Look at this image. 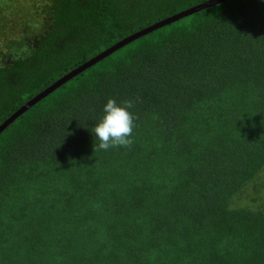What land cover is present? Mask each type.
I'll list each match as a JSON object with an SVG mask.
<instances>
[{
  "label": "trees",
  "instance_id": "1",
  "mask_svg": "<svg viewBox=\"0 0 264 264\" xmlns=\"http://www.w3.org/2000/svg\"><path fill=\"white\" fill-rule=\"evenodd\" d=\"M204 1L0 0V124ZM110 98L134 143L94 151ZM0 264H264V0L154 29L1 131Z\"/></svg>",
  "mask_w": 264,
  "mask_h": 264
},
{
  "label": "clouds",
  "instance_id": "2",
  "mask_svg": "<svg viewBox=\"0 0 264 264\" xmlns=\"http://www.w3.org/2000/svg\"><path fill=\"white\" fill-rule=\"evenodd\" d=\"M133 106V100H125L121 103L111 98L107 100L103 108L104 115L93 129L94 151L130 148L133 145V132L137 126L135 123L137 117L129 111Z\"/></svg>",
  "mask_w": 264,
  "mask_h": 264
},
{
  "label": "water",
  "instance_id": "3",
  "mask_svg": "<svg viewBox=\"0 0 264 264\" xmlns=\"http://www.w3.org/2000/svg\"><path fill=\"white\" fill-rule=\"evenodd\" d=\"M222 1H224V0H207V1H204L200 4L194 5L192 7L185 9V10H182V11H179V12L173 14V15H170L164 19H161V20H159V21H157V22H155V23H153L147 27H144V28L140 29L139 31H136L130 35H127L123 39L115 42L114 44H112L108 48L104 49L100 53L96 54L95 56L91 57L90 59H88L85 62H83L82 64H80L79 66L70 70L69 72H67L66 74H64L63 76H61L57 80H55L48 87H46L45 89H43L42 91L37 93L35 96H33L31 99H29L25 104H23L21 107H19L16 111H14L7 119H5L0 124V133L11 122H13L19 115H21L25 110H27L29 107H31L32 105L37 103L40 99L47 96L50 92H52L56 88L60 87L65 82H67L68 80H70L71 78L76 76L77 74L81 73L82 71H84L88 67L94 65L99 60L103 59L104 57H106V56L110 55L111 53H113L114 51L118 50L122 46L130 43L131 41L137 39L138 37H140V36H142L148 32H151L154 29H157L163 25L174 22V21L178 20L179 18L185 17L189 14H192L193 12H196V11L202 9V8L220 3Z\"/></svg>",
  "mask_w": 264,
  "mask_h": 264
},
{
  "label": "rangeland",
  "instance_id": "4",
  "mask_svg": "<svg viewBox=\"0 0 264 264\" xmlns=\"http://www.w3.org/2000/svg\"><path fill=\"white\" fill-rule=\"evenodd\" d=\"M261 193V192H260ZM261 195V194H260Z\"/></svg>",
  "mask_w": 264,
  "mask_h": 264
}]
</instances>
